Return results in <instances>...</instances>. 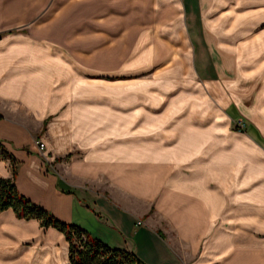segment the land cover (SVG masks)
Segmentation results:
<instances>
[{
	"label": "crops",
	"instance_id": "0c3cea01",
	"mask_svg": "<svg viewBox=\"0 0 264 264\" xmlns=\"http://www.w3.org/2000/svg\"><path fill=\"white\" fill-rule=\"evenodd\" d=\"M44 1L0 0V139L17 159L18 190L109 246L134 251L146 264H264V233L246 228L250 233L239 238L230 228L238 203L253 205V178L259 175L239 176L238 147L241 141L243 151L258 145L264 154V96L251 105L262 125L245 113L249 132L263 146L254 137L239 138L230 122L218 120L205 106L184 109L172 102L159 113L155 90L114 92L99 85L98 79L109 81V56L107 67L103 59L111 44L102 43L94 54L95 37L88 31L94 23L79 22L74 10L70 27H80L82 35L75 32L63 44L62 11H53L47 24L35 19L39 5L31 3ZM172 1L184 3L183 10L163 16V39L171 49L189 50L191 38L194 55L170 57L165 64L173 72L181 65L188 79H201L208 87L220 84L229 63L227 77L235 81V64L226 57L231 42H215L210 29L203 35L200 3L214 0ZM96 18H102L97 24L106 36L111 27H122L120 19ZM155 28L150 36L143 34L152 46ZM239 60L240 66L253 62ZM86 75L100 78L95 82ZM230 102L240 108L237 99ZM11 172L9 159L0 158V176ZM261 178L264 207V172ZM223 210L228 212L224 224ZM67 263L61 231L17 217L11 208L0 210V264Z\"/></svg>",
	"mask_w": 264,
	"mask_h": 264
},
{
	"label": "rangeland",
	"instance_id": "374dc122",
	"mask_svg": "<svg viewBox=\"0 0 264 264\" xmlns=\"http://www.w3.org/2000/svg\"><path fill=\"white\" fill-rule=\"evenodd\" d=\"M31 4L36 8L39 5V11H37L35 19L40 17L39 20L45 21V24L50 20L53 11H62V17L60 18L62 19V27L59 32H61L63 44L69 43L70 35H75V32L79 34L82 32L80 27L77 29L70 27L72 22L70 11L74 10L79 13V16L76 17L79 22L93 21L94 24L88 31L93 33L92 35L95 37V40H93L95 45L94 54L100 51L97 47L101 46L102 43L109 42L112 46L109 47V50H104L103 59L104 65L107 61L109 64V75H105L109 81L98 79L99 85H108L107 88L114 90V92H117L118 89L129 91L155 90L159 113L172 102L184 107V109L188 106H205L207 111L215 110L217 112L215 116L218 120L230 122L231 129L237 132L239 138L251 136L254 137L253 140L259 146H263L261 138L255 136L254 132H249L250 126L245 113L249 112L251 116H256L259 124L262 125L261 114L257 112L255 105L253 112L251 105L254 100L260 99L257 98L259 94L262 97L264 96V69L261 70L264 68V0H214L200 3L203 10L202 16L204 15L202 18L205 23L202 27L203 35L207 34V29H210L214 32L213 40L215 42H231L233 46L231 45L230 49L233 48V50L227 51L226 57L228 61L235 64L234 71L231 74L234 76L237 72L238 76L237 79L235 77V81L228 80L227 76L232 69L228 63V66L224 67L225 75L220 79V84L215 81L208 87L202 83L201 79L199 81L196 78L188 79L187 73H183L181 65L176 67L173 72L169 69L171 66L165 64L170 57L176 58L185 54L192 57L194 55L191 38L189 50L180 47L171 49V45L163 39L166 35L165 28L159 23L164 19L163 16L169 15L170 11H173L172 14H174L177 9L183 10L184 3L182 4L179 1L177 3L172 0H45L42 3L35 2ZM98 15L99 17H109L110 23L120 19L122 27H111L109 34L106 36L103 34L106 31L103 30L100 24H97V21L102 19L96 18ZM173 19L171 17V20ZM184 25L186 26L185 22ZM156 26L159 27V31L158 35L154 34L156 43H153L154 49L151 50L149 46L152 45L149 40L144 41L143 34L146 32L148 33L147 36H150L149 34L153 33ZM84 52L91 51L84 50ZM106 56H109L107 61ZM248 58L253 59L252 64L248 65V60L243 66L239 65V59L244 61ZM94 59V65L100 64V58L96 57ZM135 59H138V61L147 59V61L140 64L136 61L133 62ZM246 70H249L247 72L251 74L246 75ZM86 76L95 78V82L97 78H100L98 75ZM193 94L195 96H192ZM196 96H200V98ZM232 99L239 101L240 108L238 110L233 104H230ZM262 99L260 102L264 103ZM144 100L149 99L146 97ZM183 111L186 110H179V113ZM177 115L174 116L177 117ZM207 115L209 117V114ZM210 115V117L214 116L213 114ZM207 120L209 119L207 118ZM241 142L238 147L237 160L239 176L242 177L244 173L259 176L253 178L255 189L253 205L238 203L237 207L232 210L234 219L231 222L236 223L230 228H234L239 238L250 233L246 231V228L247 230L250 229L253 234H258V236L264 233V222H262L264 207L260 203L262 196L260 182L263 180L261 176L264 172L262 156L264 154L259 150L258 145L257 148L254 145L251 147H254L253 149L247 148L250 151H243L244 148L241 149L240 145L244 142ZM255 185L257 188H255ZM226 216H228V212L223 210V224L226 223L224 221Z\"/></svg>",
	"mask_w": 264,
	"mask_h": 264
},
{
	"label": "trees",
	"instance_id": "16d2710c",
	"mask_svg": "<svg viewBox=\"0 0 264 264\" xmlns=\"http://www.w3.org/2000/svg\"><path fill=\"white\" fill-rule=\"evenodd\" d=\"M0 158L11 164V176H0V210L11 208L20 218H35L42 226H53L68 243L67 264H146L134 251L111 247L81 225L60 219L50 210L21 193L15 182L17 159L0 139Z\"/></svg>",
	"mask_w": 264,
	"mask_h": 264
},
{
	"label": "built area",
	"instance_id": "2783aa9c",
	"mask_svg": "<svg viewBox=\"0 0 264 264\" xmlns=\"http://www.w3.org/2000/svg\"><path fill=\"white\" fill-rule=\"evenodd\" d=\"M36 144L38 146V149L42 150L44 148V142L41 140H36ZM138 223H140V221H138Z\"/></svg>",
	"mask_w": 264,
	"mask_h": 264
}]
</instances>
